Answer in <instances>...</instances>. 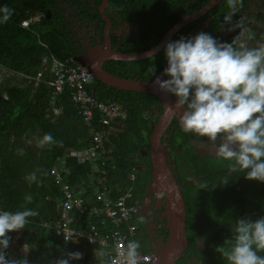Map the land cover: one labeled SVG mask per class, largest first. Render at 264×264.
Instances as JSON below:
<instances>
[{"label":"trees","instance_id":"trees-1","mask_svg":"<svg viewBox=\"0 0 264 264\" xmlns=\"http://www.w3.org/2000/svg\"><path fill=\"white\" fill-rule=\"evenodd\" d=\"M208 2L108 0L104 10L108 17L119 13L121 20L141 19L128 34L110 33L112 49L127 53L148 50L182 16L199 10ZM100 3L101 0H0V8L7 6L12 10L8 21L0 23V67L18 76L0 77V211L15 212L26 207L39 213L30 217V223L20 229L17 245H27L26 256L13 247V232L8 234L13 254L11 260L26 258L29 264H54L63 258L68 259L69 264H106L105 248L97 242L83 238L79 244H72L55 234L52 224L61 217V185L68 183L80 190L87 210H92L100 208L96 190L102 184L107 185L111 196L116 198L126 191L137 197L151 183L149 137L162 113V104L153 94L118 90L91 76L88 88L99 99L117 101L125 111V118L119 131L105 142L103 155L96 160L99 172H93L88 160L80 161L77 156L66 154L69 150L82 152L90 146L91 125L77 114L68 87L54 93L49 85L54 76L50 71L49 54L59 60L73 59L76 64L75 58L82 51L78 42L73 41V20L82 26H87V21L97 22L102 41L101 30L105 21L98 11ZM230 12L227 0H220L218 5L200 19L185 25L168 42L182 37L192 38L187 34L198 23L209 19L205 25H200V33H208L218 43L233 40L238 33L232 26L240 20L244 27H250L246 35L249 42L252 41V47L264 43V0H243V6H237L231 24L224 21V16ZM32 17L38 19L27 26L22 25L23 20ZM249 18L251 23H257L254 26L245 24ZM225 27H230L228 33L218 37V30ZM165 47L146 59L107 60L103 67L114 75L130 79L151 81L158 74L170 78L164 74L167 67ZM39 72L41 75L36 79ZM171 96L177 99L175 95ZM54 108H59L57 114H54ZM48 133L56 143L38 147V139ZM191 138L192 133L183 132L176 117L161 137L162 143L165 141L170 146L167 154L174 161L169 159V162L177 167L186 208L188 246L175 264H188L194 254L204 264H228L217 248L233 238L232 228L239 219L255 221L264 217V182L247 179L245 172L230 173L232 162L201 154ZM20 149H23L22 155ZM65 154L68 172H62L61 178L56 179L53 169ZM32 172H36L38 182L29 184L25 177ZM131 174H134L133 179ZM225 178L227 183H223ZM26 194L33 197L30 204L25 203ZM85 215L75 214L77 226L85 228L89 222L96 226L99 234L110 229L111 225L102 221V213H93L87 220ZM131 223V220L125 222L124 229ZM197 239L201 242V249ZM71 252L82 253V259L69 258ZM98 252L104 255L98 256ZM258 254L264 255V252Z\"/></svg>","mask_w":264,"mask_h":264},{"label":"clouds","instance_id":"clouds-1","mask_svg":"<svg viewBox=\"0 0 264 264\" xmlns=\"http://www.w3.org/2000/svg\"><path fill=\"white\" fill-rule=\"evenodd\" d=\"M227 4L231 12L224 16V21L231 24L243 0H227ZM0 12L3 13L0 23L7 22L12 10L5 6ZM232 27L240 31L230 43H218L204 32L168 42L164 74L170 79L157 78L156 84L160 90L177 97L170 111L183 108L179 115L183 132L212 142L222 137L215 155L232 162L229 172H245L247 179L264 182V43L248 46L244 39L248 30L242 20ZM53 143L56 141L48 133L38 139L37 146L43 148ZM18 151L23 154V149ZM25 179L29 184L38 182L36 172ZM227 182L225 178L223 183ZM24 200L30 204L33 197L26 194ZM38 214L26 207L15 212L0 211V264H29L26 258L7 259L5 250L10 244L8 234L25 228L29 218ZM232 231L233 238L217 248L228 264H264V255L258 254L264 252V217L255 221L239 219ZM75 235L69 231L64 240ZM139 248V242L128 241L126 247L118 250L112 264H140ZM23 251H29L27 245ZM82 255L68 253L71 259H82ZM54 264H69V260L61 258Z\"/></svg>","mask_w":264,"mask_h":264},{"label":"built area","instance_id":"built-area-1","mask_svg":"<svg viewBox=\"0 0 264 264\" xmlns=\"http://www.w3.org/2000/svg\"><path fill=\"white\" fill-rule=\"evenodd\" d=\"M38 17H32L22 21V25L27 26L31 21L37 20ZM50 71L53 78L48 83L53 87L54 93L61 92L64 87H68L71 92V100L77 107V114L89 125H91L90 135L92 143L85 151H68L69 155L77 156L80 161L88 160L92 166L96 168L93 172H99L96 160L104 153V144L109 141L110 135L115 134L120 129L122 120L125 118L123 107L114 100L99 99L89 88L88 80L92 76L87 67L72 60H59L54 55L49 54ZM45 62V59H44ZM41 72L36 76L39 78ZM54 114L59 112V108L53 109ZM94 122V123H93ZM93 124H95L93 126ZM65 157L59 160L61 172L54 170L55 178L60 179L62 172H68ZM134 178V174L130 175ZM62 200L59 204L61 217L54 221L52 226L56 235L64 236L69 232L76 235L67 243L79 244L83 238L89 242H97L101 248H105V263L112 264L116 258L120 248L126 247L128 241L134 240L133 228L128 224L124 229V223L128 222L137 208V200L132 193L126 191L123 195L113 198L107 185L102 184L101 188L96 190V200L101 204L100 208L87 210L76 187L70 186L68 183L61 185ZM86 214V220L93 213H102L104 215L103 222L107 221L111 227L103 234H99L94 224L87 223L85 228L76 225L75 214ZM20 233L12 237L13 247L15 246L21 254L27 255L23 251L26 244L17 245ZM65 241V240H64ZM7 259L13 258L12 249L9 247L5 250ZM140 264H159L158 259L151 253L144 252L139 248Z\"/></svg>","mask_w":264,"mask_h":264},{"label":"water","instance_id":"water-1","mask_svg":"<svg viewBox=\"0 0 264 264\" xmlns=\"http://www.w3.org/2000/svg\"><path fill=\"white\" fill-rule=\"evenodd\" d=\"M219 2L220 0H209V2L199 10L182 16L165 32L159 42L152 48L142 52L127 53L117 52L111 48L109 36L111 22L104 13V9L108 5V0H101L99 12L106 21L104 29L105 45L99 44L91 48H86L82 54L75 58L77 62L87 67L92 76L102 83L118 90L153 94L162 104V113L153 125L148 147L151 161V188L157 194L164 196V216L168 226V239L159 255V264H174L188 244L185 232L186 208L181 189L182 184L177 180V167L176 165L173 166L175 169L174 174L172 166L168 161L166 147L161 141L162 135L165 133L174 117H176L180 124L179 115L182 114L183 108L170 111V106L175 105L176 98L172 97L170 93L160 90L156 84L157 78L161 80L170 78H166L162 74H158L151 81L120 77L104 69L103 63L107 60L137 61L155 55L166 46L168 41L180 29L200 19L209 10L218 5Z\"/></svg>","mask_w":264,"mask_h":264},{"label":"flooded vegetation","instance_id":"flooded-vegetation-1","mask_svg":"<svg viewBox=\"0 0 264 264\" xmlns=\"http://www.w3.org/2000/svg\"><path fill=\"white\" fill-rule=\"evenodd\" d=\"M99 6H98V11H99ZM68 11L71 10L69 9ZM68 14L69 12L66 13V15ZM108 18L110 19L111 22V25L109 27V36L110 33H114L118 36L128 34L132 31L134 27L138 26V24L141 21L140 17H135L133 20H126V19L121 20V16L119 15V13L118 14L112 13L111 16ZM208 20L209 19H206L198 23L197 26H195V28L191 30V32L192 31L193 32L187 34V37L190 36L194 37L195 35L199 34L200 25H205L208 22ZM256 23L257 21L251 23L250 18L245 21V24H249L250 26H254ZM71 26H72V32L74 34L73 41H77L78 44L81 46L82 52L79 53L78 55L82 54L84 49L86 48H91L99 44L105 45L104 29L106 26V21H105V25L101 30L103 35L102 41L100 40L101 38L99 35L100 30L97 29V22L96 23L94 22L92 24L91 22L87 21V26H82L80 23L75 22L73 20ZM246 27L247 30H249L250 27L248 26ZM229 29L230 27L228 28L225 27L223 29L220 28L218 30L217 36L221 37L227 34ZM239 31L240 29L237 28V33H239ZM194 33L195 35H193ZM244 39L246 40L248 46L252 47L253 43L252 41L249 42L247 35L244 37ZM111 48H113L112 41H111ZM221 139L222 137L218 138L215 142H212L207 140L206 137H198L194 133H192L191 142L196 148V150L201 154L208 155L210 157H217L215 155V150L216 147L220 144ZM163 144L166 147V152L169 151L170 149L169 144L165 141ZM167 157H168V161L169 159L174 161V159L172 157H169L168 154ZM170 165L172 166V170L174 171L175 174V169L173 168L175 164L170 163ZM193 179H197V176H193ZM177 180L178 182L180 181L179 176L177 177ZM135 198L137 200V208L133 212L130 218L132 222L131 226L133 228V238L135 241L140 243L141 249H144L148 253H151L154 256H156L159 262V255L168 239V226H167L166 218L164 216V210H165L164 196L154 192L151 188V183H150L148 187L145 189V191L143 193L139 192L137 194V197ZM197 245L199 249H201V242L198 239H197ZM188 264H204V263L202 259H199L194 254L192 255L191 260L188 261Z\"/></svg>","mask_w":264,"mask_h":264},{"label":"rangeland","instance_id":"rangeland-1","mask_svg":"<svg viewBox=\"0 0 264 264\" xmlns=\"http://www.w3.org/2000/svg\"><path fill=\"white\" fill-rule=\"evenodd\" d=\"M4 76H17V73L11 72V71L3 68V67H0V77H4ZM92 168L95 169L96 167L95 166H92ZM20 253H22V252H20ZM23 255H25V254H23Z\"/></svg>","mask_w":264,"mask_h":264},{"label":"crops","instance_id":"crops-1","mask_svg":"<svg viewBox=\"0 0 264 264\" xmlns=\"http://www.w3.org/2000/svg\"><path fill=\"white\" fill-rule=\"evenodd\" d=\"M54 170H56V171H60V170H61L60 163H58V164L54 167V169H53V174L55 175ZM61 171H62V170H61ZM61 171H60V172H61ZM76 190H77V188H76ZM77 191H80V190H77ZM79 194H80V193H79ZM16 232H19L20 235H21V231H20V230L13 231V235L16 234ZM19 238H20V237H19ZM19 238H18V239H19ZM18 246H20V245H18Z\"/></svg>","mask_w":264,"mask_h":264}]
</instances>
